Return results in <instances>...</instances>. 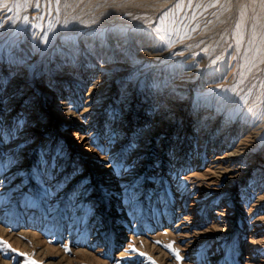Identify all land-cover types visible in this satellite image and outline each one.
<instances>
[{"label": "rangeland", "instance_id": "1", "mask_svg": "<svg viewBox=\"0 0 264 264\" xmlns=\"http://www.w3.org/2000/svg\"><path fill=\"white\" fill-rule=\"evenodd\" d=\"M0 21V264H264V0H0ZM223 137L248 168L213 190Z\"/></svg>", "mask_w": 264, "mask_h": 264}, {"label": "bare ground", "instance_id": "2", "mask_svg": "<svg viewBox=\"0 0 264 264\" xmlns=\"http://www.w3.org/2000/svg\"><path fill=\"white\" fill-rule=\"evenodd\" d=\"M6 15V14H5ZM2 18V17H1ZM8 19H9V17H8ZM3 21H5V19L3 20ZM1 22V21H0ZM3 24V23H2ZM4 24H6L5 22H4ZM3 24V25H4ZM9 24V23H8ZM15 24V23H14ZM13 24V25H14ZM13 27V26H12ZM3 28V27H2ZM16 28V27H15ZM4 31V32H3ZM6 31H8V30H5V29H1L0 28V36L2 35H4V33L6 32ZM13 31V30H12ZM16 34V33H15ZM14 35V34H13ZM12 37H15V36H12ZM1 38V37H0ZM6 38H8V35H7V37ZM10 39V38H9ZM3 40V39H2ZM5 40V39H4ZM16 40V39H15ZM32 41V40H31ZM30 42V41H29ZM28 42V43H29ZM32 43V42H31ZM31 43L29 44V45H31ZM4 44H5V42H4ZM27 45V44H26ZM28 45V46H29ZM4 47V46H3ZM30 47V46H29ZM32 47V46H31ZM33 47H35V46H33ZM121 47V46H120ZM8 48V47H7ZM122 48H124V47H122ZM23 49V48H22ZM31 49H33L34 50V48H31ZM30 49V50H31ZM21 50V49H20ZM27 50V49H26ZM29 50V51H30ZM120 50H121V48H120ZM25 51V50H24ZM28 51V52H29ZM32 52V51H31ZM24 53V52H23ZM152 57V59H155V60H161V57L160 56H157V54L156 55H151ZM16 57V56H15ZM11 59V58H10ZM19 59V58H18ZM6 60V59H5ZM19 61V60H18ZM110 64V63H109ZM1 65V64H0ZM107 65V64H106ZM105 65V66H106ZM11 67V66H10ZM100 67H102V66H100ZM2 68V67H1ZM24 68H25V66H24ZM104 68V69H103ZM103 68H101L102 69V71L104 70V74L102 75V76H100L99 77V79L98 80H96L95 82H93V84L91 83L89 86V89H88V92H86V97H87V99H86V103L88 104V105H90V106H88V105H86V107L83 109V111L82 112H87V111H89V108L90 107H92V106H94V100H95V98L94 97H96V95H98L99 94V92H100V90H102V89H104L106 86H107V83L105 84V83H103V80H104V77H108V76H110L114 71L113 70H111V66L110 67H103ZM5 69H6V71H8L7 72V75H9V72H11V71H9L7 68H6V66H5ZM21 70V69H20ZM14 71V70H13ZM19 74H23V72H18ZM102 73V72H101ZM180 73V72H179ZM192 74H193V70L192 71H188V72H185L184 73V77H186L187 79H191L190 78V76H192ZM65 75H71V73H66ZM9 78H10V83L12 82V81H14L15 79H17V76H13V77H11V75H9ZM3 80V79H2ZM5 80V79H4ZM77 93V92H76ZM166 95V94H165ZM165 95H162V96H165ZM72 98V97H71ZM5 95H1L0 94V101H4V106L5 105H7V103H8V101H6L5 102ZM45 99H48L47 97H45ZM155 102H158L157 100H155ZM56 104H53L51 107H59V105L58 104H60V103H62V102H60V101H56L55 102ZM32 104V103H31ZM24 106H25V104H24ZM30 107H34V110H33V116H34V119H40L41 117H40V115H39V108H35V106H30ZM29 107V108H30ZM169 107H171V105H170V102H168V103H166V104H164L163 106H161V108L157 111V112H155L154 113V115L152 116V118H151V120H150V118H149V113L146 111V112H142V114H144V116H143V118H142V120L143 121H141L139 124H143L144 123V121L146 122V121H148V120H150V123L152 122V121H154L155 123H159L160 121V119L162 118V117H165V114L167 113V112H169V110H170V108ZM217 114V113H216ZM214 118H213V120H212V123L210 124L211 126H213L216 122H217V120L220 118L218 115H215V116H213ZM148 119V120H147ZM192 120V119H191ZM190 120V121H191ZM189 121V122H190ZM38 122H41V121H37V122H35V123H38ZM190 123H192V121L190 122ZM185 124H187L186 122H185ZM36 125H39V124H36ZM180 125H182V123L180 124ZM36 127H38V126H36ZM141 126H139L138 128H140ZM183 125H182V129L181 128H178V131H177V133H176V136L175 137H177L178 135H179V133L181 132V134L180 135H182V136H184L185 137V133H184V129H183ZM31 128H35V127H32L31 126ZM72 128H75V129H79V127L78 126H73ZM153 128H156V127H153ZM229 129H230V127H229ZM92 134V133H91ZM94 134V133H93ZM212 134H213V131H212V129H208V130H205V131H200L199 129H198V127L196 128V135H195V137L196 138H198L200 135L203 137V140L202 141H199L200 142V144H199V146H204V145H202V142H204V141H206L207 140V142H208V140H210V138H211V136H212ZM85 138H86V136H84V135H81L80 136V138H79V140H77V145H78V149L82 152V151H85V149H86V147H87V144H88V142L85 140ZM117 143H119L120 144V142L118 141ZM219 143H221L220 144V147L221 148H223L224 149V152H222L221 154H219V155H216L215 157H213V158H210V163L208 164V175H211L209 178H207V180H208V184L210 185V186H215V187H213V190H222V188L220 187L221 186V184H220V181L221 180H227V181H231L232 179H234L235 177H237V176H239L243 171H246V168H248V166H245V167H243L242 166V163H243V159L248 155V154H246V152H245V148H243L242 146H241V143H238L237 144V146H234V144L232 145V146H230V144L227 142V140L226 139H224V137H223V140L221 141V142H219ZM183 144V143H182ZM210 144H211V146H210V149L209 150H207V151H209L210 153H212L213 151H216V147L215 146H213L212 145V142H210ZM184 145V144H183ZM196 149V148H195ZM197 150V149H196ZM203 150L204 151H206V149H204L203 148ZM201 151L202 150H200V152H197V154L195 155V161L197 162V158H198V155H201V158L198 160V163H195V164H193L192 166H194V168H199L200 167V165H199V162L202 160V157H203V155L205 156V154H204V151H203V154L201 153ZM88 154V153H87ZM181 160V159H180ZM194 163V162H193ZM243 170V171H242ZM258 191L259 192H261L262 191V193H260V195L259 196H257V201H259V200H263L264 199V185H260L259 186V188H258ZM257 194V193H256ZM255 203V202H254ZM254 205H256V204H252L251 206H254ZM258 205V204H257ZM261 205V204H260ZM263 205V204H262ZM256 209V208H255ZM251 210V209H250ZM255 225L253 226V229L251 230V232L252 233H256V235L258 234V231H260V229H261V226H264V213L262 214V215H260V216H258L257 218H256V221H255ZM254 224V223H253ZM184 236L185 237H194L195 236V232L193 233V235H189L188 233H186V234H184ZM258 240H256V242H257ZM252 256H254V253H253V255ZM250 261H251V259L249 260V261H246L245 262V264H252V263H250Z\"/></svg>", "mask_w": 264, "mask_h": 264}, {"label": "snow or ice", "instance_id": "3", "mask_svg": "<svg viewBox=\"0 0 264 264\" xmlns=\"http://www.w3.org/2000/svg\"><path fill=\"white\" fill-rule=\"evenodd\" d=\"M229 2H232V0H229ZM235 2L236 3H240L241 0H235ZM37 7H39V3H37ZM10 11H11V9H10ZM25 19H27V17H25ZM22 123H23V121H21V124ZM47 163L48 162L46 160H44L43 159V156L41 155V159H40V162H39L40 167L39 168H36V169H33L34 174L36 176H39L41 169L47 168ZM3 166H4L3 164H0V168H2ZM108 166L113 167L111 163H108ZM113 169H115V171H116L117 174H119V172L121 171V169H123L124 171H127L128 170L127 167H125L122 163H120L119 165L115 166ZM42 189H43V194H44L45 197H47L48 195H51L52 194L50 192V190L47 187H44L43 185H42ZM133 250H135V249H133ZM177 260H180V256L179 255H177Z\"/></svg>", "mask_w": 264, "mask_h": 264}]
</instances>
